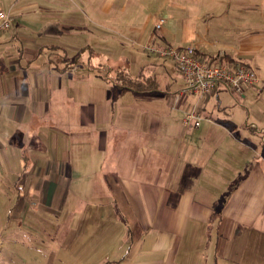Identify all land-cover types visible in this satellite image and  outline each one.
Here are the masks:
<instances>
[{
	"label": "crops",
	"instance_id": "0c3cea01",
	"mask_svg": "<svg viewBox=\"0 0 264 264\" xmlns=\"http://www.w3.org/2000/svg\"><path fill=\"white\" fill-rule=\"evenodd\" d=\"M41 1L54 10L50 16ZM41 1L7 0L5 5L15 22L0 34V77L7 76L11 85L16 104L5 115L17 127L4 151L9 154L16 145L22 153L24 166L10 171L13 180L14 175L18 182L23 179L18 187L23 196L33 193L53 224L54 238L62 236L66 263L264 264V120L246 127L259 144L238 131L227 111L232 106L223 103L230 96L252 98L258 89L264 97V8L252 6L261 21L254 19L256 31L234 43L223 41L219 31L224 28L208 22L201 28L199 15L179 20L176 40L170 32L159 35L163 27L149 33V22L133 28L139 44L146 37V44L193 46L204 62L226 57L258 74L259 82L240 97L220 86L199 98L181 95L177 68L165 65L166 85L161 86L160 65L150 62L138 75L125 69L126 60L114 64L116 72L124 70L133 79L155 76L157 90L137 93L111 86L113 66L107 84L102 78L100 86L90 82L93 74L69 67V52H47L68 26L83 28L76 10L87 15L88 6L78 0ZM106 2L104 14L120 3ZM129 3L124 1V11ZM168 5L187 11L184 5ZM243 5L229 8L236 22L230 27L248 25L246 18L231 15L237 7L248 10ZM58 62L65 64L58 67ZM121 98L128 100L125 118ZM193 102L204 103L207 116L198 129L184 128ZM257 115L264 119L263 110Z\"/></svg>",
	"mask_w": 264,
	"mask_h": 264
},
{
	"label": "rangeland",
	"instance_id": "374dc122",
	"mask_svg": "<svg viewBox=\"0 0 264 264\" xmlns=\"http://www.w3.org/2000/svg\"><path fill=\"white\" fill-rule=\"evenodd\" d=\"M6 1L0 0V10L5 9L6 11ZM106 1L88 0L84 4V1L78 0L77 2L84 5V7L88 6V9H84L87 10V15L76 10V17L79 15L83 18H78V23L82 24L83 28L68 26L66 32L68 35L65 34L59 39L56 38L54 40L56 48L47 51L54 56L64 55L65 50L69 52L68 57L72 62H70L71 64L68 63L69 67L73 70L81 68L83 71L93 74L94 77H90V82H95L96 85L103 82L107 84L108 69L113 66L112 70L116 72L118 64L114 63L117 61L121 64L126 60L129 67L126 66L125 69L133 75H138L143 69L142 67L147 65L148 62L160 65L156 73H158L160 85L164 87L166 85L165 74L167 75V72L164 73L165 65L170 66L171 70H177L173 61L149 54L144 50L148 44L162 47L165 46L164 44L160 42L153 43V41L146 44V37L139 44V35L133 32V28L143 29L146 23L149 22V33H154L156 22L160 18H164L166 24L163 26L162 31H159V35L170 32L176 40L179 39L177 27L180 25L179 20L183 16L190 18V15H199L201 28H203L205 22L210 23L214 28L215 26L224 28L223 31H219L223 41L234 43L238 41L239 36L244 37L256 31L255 27L251 25L254 19L258 22L261 21L260 16H256V7L252 6L259 3L260 7L264 8V0H200V2L198 0H130L127 10L124 11L122 5L126 0H119L120 3L111 10L110 14H104L102 13V7ZM170 2L175 5L186 6L187 11L181 12L175 10V8L169 9L168 4ZM237 2H244L243 7L248 5V8L245 9L249 11L237 7L231 12V15L247 19L248 25L243 28L229 26L236 24L228 16V10L231 6L236 7ZM41 3L43 4V13L49 11L47 15L50 16L51 11L54 10H50L47 3L44 4L43 1ZM62 6L68 5L63 2ZM57 11L62 12L59 7ZM256 20L254 22H257ZM56 22L60 25L64 23V21L60 22L59 20ZM176 45L178 44L173 43V47L178 48L179 46ZM75 54L76 56H74ZM37 64L40 65L41 63ZM57 64L59 67L65 62H58ZM114 76V74H110V78ZM175 77L179 81L182 90L184 80L181 73L176 71ZM101 78L103 82L100 81ZM110 84L111 86L114 85L112 81H110ZM9 90H11V85L8 77H0V264H67L65 250L61 248L62 236L57 239L54 238L50 230L53 224L49 221L47 215L41 211L42 206L38 204L39 200L34 197L33 193L29 192L30 190H27L26 195L23 196V191L18 188L24 185L23 179L18 182V177L14 175L15 179L13 180L12 172H10L13 168H22L24 161L22 153L20 154V150H17L16 145L9 149V154L4 151L9 135L13 134L17 127L14 124H9L5 115V113L11 111L12 105L16 104L13 103ZM254 92L252 98L236 99L230 96L231 98L225 99L223 103L232 106L231 110L227 109V111H231L234 122L237 126H240L238 131L258 139L257 134L255 135L246 130V127L252 126L253 123H258L257 121L261 123L260 120H264L257 115V112L264 111V97L259 96V89L254 90ZM119 102L120 116L125 118V115L129 112L127 108L128 100L121 98ZM196 102L191 104L190 109L192 110L197 106L196 109L204 119L207 116L202 108L204 103L198 106ZM123 122H121L122 133L125 131L123 130L125 122L124 125ZM183 126L187 128L185 123ZM128 129L127 127L126 130ZM258 141L260 144V139Z\"/></svg>",
	"mask_w": 264,
	"mask_h": 264
},
{
	"label": "built area",
	"instance_id": "2783aa9c",
	"mask_svg": "<svg viewBox=\"0 0 264 264\" xmlns=\"http://www.w3.org/2000/svg\"><path fill=\"white\" fill-rule=\"evenodd\" d=\"M14 22L15 19L9 12L0 10V34L11 30ZM165 23L166 20L160 18L155 24V29L161 30ZM144 50L174 62L184 80V86L180 92L182 96L202 98L214 94L220 86H223L233 95L240 97L244 95L247 88L259 82V77L252 67L239 62L235 65L206 63L197 57L193 46L175 48L148 44ZM202 120L201 113L194 108L186 114L184 123L198 129Z\"/></svg>",
	"mask_w": 264,
	"mask_h": 264
},
{
	"label": "trees",
	"instance_id": "16d2710c",
	"mask_svg": "<svg viewBox=\"0 0 264 264\" xmlns=\"http://www.w3.org/2000/svg\"><path fill=\"white\" fill-rule=\"evenodd\" d=\"M206 63H221V64H226V65H235L237 62L231 61L227 59L226 57L224 58H219L217 57L216 59H213L211 61H207ZM144 76H140L139 78H131L128 75V72L124 70H120L116 72V75L111 79V81L114 83L116 87L119 88H127L133 91H136L137 93H145L149 92L152 88L154 90L158 89V84L156 81L155 76L150 79H142Z\"/></svg>",
	"mask_w": 264,
	"mask_h": 264
}]
</instances>
